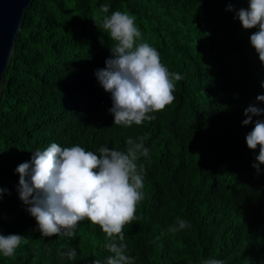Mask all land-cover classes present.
Listing matches in <instances>:
<instances>
[{
  "label": "trees",
  "instance_id": "obj_1",
  "mask_svg": "<svg viewBox=\"0 0 264 264\" xmlns=\"http://www.w3.org/2000/svg\"><path fill=\"white\" fill-rule=\"evenodd\" d=\"M249 0H32L16 37L0 98V234L26 237L0 264H92L111 255L98 225L85 219L74 237H43L19 198L17 167L51 143L125 150L143 138L144 199L123 228L134 264H264V164L252 167L243 125L249 106L264 109V64L236 11ZM135 16L161 62L183 79L155 119L114 125L112 94L95 72L115 41L95 24L100 5ZM232 11L228 10L229 5ZM264 121V114L253 116ZM236 171V172H235ZM177 218L191 227L168 231ZM75 248L74 260L60 252Z\"/></svg>",
  "mask_w": 264,
  "mask_h": 264
},
{
  "label": "clouds",
  "instance_id": "obj_2",
  "mask_svg": "<svg viewBox=\"0 0 264 264\" xmlns=\"http://www.w3.org/2000/svg\"><path fill=\"white\" fill-rule=\"evenodd\" d=\"M228 10L232 11L230 4ZM109 13V5H100L93 19L111 40L115 41L105 61L106 67L95 72L105 91L112 94L114 125L131 127L154 120V113L162 112L174 100L176 81L183 77L172 72L161 62L160 53L148 42H142V32L135 16L116 10ZM244 29L258 27L250 36V43L264 64V0H249L248 8L236 11ZM264 87V83L261 84ZM264 101V95H258ZM264 114V109L249 106L244 110L247 117L243 125L254 123L246 135L249 149L259 146L257 161L252 165L260 171L264 164V121L253 116ZM126 149L118 150L107 146L99 148V155L86 151L75 144L61 147L51 143L44 150L33 152L29 162L21 163L18 192L21 201L29 206L27 211L34 217L43 237L63 235L74 237L80 221L89 220L98 225L107 238L104 247L111 253L105 261L96 259L92 264H134V258L126 254L127 245L123 228L137 219L136 212L144 199V167L138 159L149 156L143 138L126 140ZM7 191L0 189V192ZM191 227L184 219L177 218L170 226L171 233ZM26 237L18 234H0V254L11 258L16 254ZM62 257L74 260L75 248L60 252ZM201 264H224V261L208 258Z\"/></svg>",
  "mask_w": 264,
  "mask_h": 264
},
{
  "label": "water",
  "instance_id": "obj_3",
  "mask_svg": "<svg viewBox=\"0 0 264 264\" xmlns=\"http://www.w3.org/2000/svg\"><path fill=\"white\" fill-rule=\"evenodd\" d=\"M32 0H0V98L25 11Z\"/></svg>",
  "mask_w": 264,
  "mask_h": 264
},
{
  "label": "bare ground",
  "instance_id": "obj_4",
  "mask_svg": "<svg viewBox=\"0 0 264 264\" xmlns=\"http://www.w3.org/2000/svg\"><path fill=\"white\" fill-rule=\"evenodd\" d=\"M236 172V171H235Z\"/></svg>",
  "mask_w": 264,
  "mask_h": 264
}]
</instances>
